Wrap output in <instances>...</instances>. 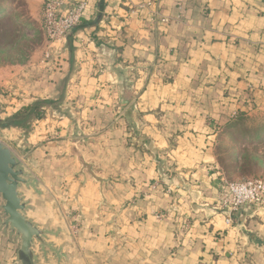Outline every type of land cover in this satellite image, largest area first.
<instances>
[{"label":"crops","instance_id":"crops-1","mask_svg":"<svg viewBox=\"0 0 264 264\" xmlns=\"http://www.w3.org/2000/svg\"><path fill=\"white\" fill-rule=\"evenodd\" d=\"M86 1L57 73L13 69L5 80L8 98L69 112L34 123L32 151L19 129L0 138L29 176L24 216L47 232L36 263L264 264V212L219 209L225 185L191 146L207 114L230 111L223 96L239 94V80L245 89L264 78V0ZM152 2L157 18L141 7ZM158 159L173 169L171 194L149 191ZM3 221L0 212V264H19L20 238Z\"/></svg>","mask_w":264,"mask_h":264},{"label":"rangeland","instance_id":"rangeland-1","mask_svg":"<svg viewBox=\"0 0 264 264\" xmlns=\"http://www.w3.org/2000/svg\"><path fill=\"white\" fill-rule=\"evenodd\" d=\"M45 1L0 0V138L4 140L2 125L7 122L9 117L6 105L10 107L16 103L20 108L23 105L43 101L38 99L33 102H23L19 93L17 95L11 94V98H8L10 91L5 80L9 72L13 69L20 71L27 69L28 73L37 76L43 73L49 75L57 73L58 69L61 68L56 65V60L59 61L57 63L59 65L64 63V45L60 47L61 50L58 53H53L50 59H46L49 41L43 30L42 20V9ZM154 11L152 15L157 18L159 12L157 10L158 13L155 15ZM160 20L162 21V18ZM29 78L32 79L33 76ZM238 83L240 86L237 87L239 94L235 93V95L228 92L223 96L224 101L231 102L229 104L230 111L214 115L207 114L203 131H197L195 134L199 140L191 144L193 147L200 148L210 159L209 169L216 174L221 184L225 185L222 194L227 192V187L231 183L256 180L264 182V78L260 79L259 82L253 81L245 89L241 87V85H246L245 82L239 80ZM69 84H71L70 80L66 84L67 89ZM58 87L59 89L62 88L63 84L58 85ZM20 94L22 95V93ZM63 103H47L45 106L47 111L39 121L42 122L48 116L51 121H54L55 118L68 116L67 106H62ZM233 104L235 108H233ZM15 112L16 108L13 110V115ZM36 121L31 122L28 129L18 130L21 135L23 133L24 137L30 135L34 137L31 138L33 140L32 145L25 146L27 151H32L34 146H38L41 142L38 139L37 131L33 132L35 129L33 125ZM153 163L158 166L159 178L149 184L150 193L161 188L162 191L167 190L171 194L166 186L175 176L172 167L168 166L165 160L158 159ZM145 164L146 162L143 163V166ZM150 165L153 164L150 163L143 169L147 168L146 170H148L151 168ZM216 204L222 210L219 204V196L215 198ZM198 206L199 204L192 205L191 210L194 214H198L196 213ZM207 208L209 207L207 206ZM162 216L166 217L167 213L160 212L157 218H162Z\"/></svg>","mask_w":264,"mask_h":264},{"label":"built area","instance_id":"built-area-1","mask_svg":"<svg viewBox=\"0 0 264 264\" xmlns=\"http://www.w3.org/2000/svg\"><path fill=\"white\" fill-rule=\"evenodd\" d=\"M156 2L142 5V8L153 6L156 15ZM88 7L86 0H76L74 4L66 7L63 0H46L42 9L43 30L49 41L46 59H50L53 53H58L75 28L83 20L84 13ZM162 23L166 24L167 19L162 18ZM52 60L54 58H51ZM59 63V61H55ZM60 67L59 64H57ZM219 204L222 210L232 216H238L243 207H258L264 212V182L246 181L231 183L227 187V192L219 195ZM231 222V217L227 220Z\"/></svg>","mask_w":264,"mask_h":264},{"label":"water","instance_id":"water-1","mask_svg":"<svg viewBox=\"0 0 264 264\" xmlns=\"http://www.w3.org/2000/svg\"><path fill=\"white\" fill-rule=\"evenodd\" d=\"M28 177L17 157L0 142V212L4 218L2 225L20 238L17 253L19 264H37L33 248L36 243L46 245L43 238L47 232L24 216L27 204L23 202L19 188L21 185H30Z\"/></svg>","mask_w":264,"mask_h":264},{"label":"trees","instance_id":"trees-1","mask_svg":"<svg viewBox=\"0 0 264 264\" xmlns=\"http://www.w3.org/2000/svg\"><path fill=\"white\" fill-rule=\"evenodd\" d=\"M47 103L52 104L50 102L38 101L34 104L21 106L13 116L7 119L2 128L28 129L31 122L39 120L44 116L47 111L45 107Z\"/></svg>","mask_w":264,"mask_h":264}]
</instances>
